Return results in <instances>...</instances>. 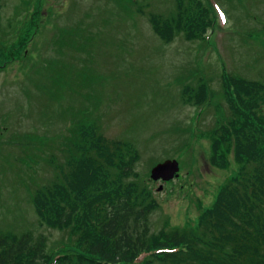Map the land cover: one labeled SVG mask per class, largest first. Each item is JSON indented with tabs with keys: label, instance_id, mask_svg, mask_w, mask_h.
Returning a JSON list of instances; mask_svg holds the SVG:
<instances>
[{
	"label": "rangeland",
	"instance_id": "1",
	"mask_svg": "<svg viewBox=\"0 0 264 264\" xmlns=\"http://www.w3.org/2000/svg\"><path fill=\"white\" fill-rule=\"evenodd\" d=\"M137 1L144 13L125 15L119 0H43L28 16L33 27L21 18L20 1L15 9L1 0L0 50L20 41L27 46L26 58L0 69V230L45 233L51 245L67 242L65 232L41 225L28 187L35 192L55 182L62 171L54 167L66 161V152L41 139L66 142L83 123L91 135L97 125L107 138L129 140L139 150L136 172L157 204L149 216L152 234L198 232L200 215L237 176L234 148L223 145L226 167L211 162L215 130L231 114L223 83L231 75L264 80V0H211L219 28L209 43L178 37L170 45L154 33L147 13L166 12L174 0ZM87 36L85 47H72ZM194 68L190 86L203 78L209 95L200 106L177 80ZM256 110L264 120V101ZM170 160L179 163L181 176L154 182L153 167Z\"/></svg>",
	"mask_w": 264,
	"mask_h": 264
},
{
	"label": "trees",
	"instance_id": "2",
	"mask_svg": "<svg viewBox=\"0 0 264 264\" xmlns=\"http://www.w3.org/2000/svg\"><path fill=\"white\" fill-rule=\"evenodd\" d=\"M118 5L125 15L133 9L144 13L137 0H119ZM30 10L28 6L27 15ZM147 17L167 45L178 37L206 44L219 28L211 0H174L171 9L149 11ZM29 24L36 27L30 19ZM89 38L71 45L83 48ZM17 44L0 50L1 70L11 61L26 58L22 53L27 45ZM3 58L9 61L4 63ZM197 72L189 69L177 80L184 85L183 94L200 106L208 89L202 77L197 87L190 86L195 77L189 75ZM223 84L231 114L228 124L215 130L211 162L226 167L229 150L234 148L241 169L200 215L198 232L165 228L152 234L149 216L157 204L136 172L139 150L129 140L106 138L97 125L91 135V125L83 123L71 130L66 142L41 139L44 146L66 152V161L54 167L62 171L55 182L35 192L28 187L41 225L65 232L67 242L51 245L45 233L0 230V264H264V120L256 110L264 101V80L231 75ZM29 142L38 150L32 138ZM224 144L229 150L223 154ZM27 159L21 160L26 163Z\"/></svg>",
	"mask_w": 264,
	"mask_h": 264
},
{
	"label": "water",
	"instance_id": "3",
	"mask_svg": "<svg viewBox=\"0 0 264 264\" xmlns=\"http://www.w3.org/2000/svg\"><path fill=\"white\" fill-rule=\"evenodd\" d=\"M179 172V163L176 160H170L164 164L157 165L153 169L151 176L154 181L163 180L165 182H169L175 177H179ZM159 190H162V188Z\"/></svg>",
	"mask_w": 264,
	"mask_h": 264
},
{
	"label": "flooded vegetation",
	"instance_id": "4",
	"mask_svg": "<svg viewBox=\"0 0 264 264\" xmlns=\"http://www.w3.org/2000/svg\"><path fill=\"white\" fill-rule=\"evenodd\" d=\"M10 3H12L13 5H16L17 3H19V1H20V3L19 4H22L21 5V8L23 7L24 8V10H26L27 9V6H31V11L36 7V9H38V7H41L42 6V1L43 0H16V2L15 1H13V2H11V0H8ZM8 1H5V0H2V2L3 3H5V2H7L8 3ZM14 2H15V4H14ZM35 4H34V3ZM3 3H1V0H0V7H6V5L5 4H3ZM34 4V6H32ZM17 7H18V4L16 5V6H14V8L15 9H17ZM16 11V10H15Z\"/></svg>",
	"mask_w": 264,
	"mask_h": 264
}]
</instances>
